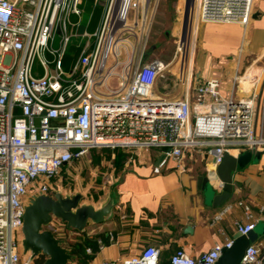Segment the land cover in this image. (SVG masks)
Listing matches in <instances>:
<instances>
[{
  "label": "built area",
  "instance_id": "built-area-1",
  "mask_svg": "<svg viewBox=\"0 0 264 264\" xmlns=\"http://www.w3.org/2000/svg\"><path fill=\"white\" fill-rule=\"evenodd\" d=\"M83 1L0 0V264H32L23 261L18 245L30 190L42 182V191L48 193L49 183L63 166L91 149H159L166 155L154 168L160 173L170 159L181 163L186 149L209 147L214 156L211 176L217 179V166L226 153L238 156L264 149V115L258 130L253 97L223 98L220 79L210 78L196 85L198 99L191 102V20L178 36L170 62L157 58L140 66L151 36L154 0H95L103 7L100 25L93 33H78ZM253 1L195 0L191 18L247 28ZM142 28L147 30L140 34ZM127 30L137 36L135 44L125 37ZM75 36H81L84 45L67 70L62 60ZM178 61L186 82L184 97L157 95L158 81ZM235 206L249 220L235 221L236 233L247 235L261 218L245 201L226 204L212 222L221 221ZM260 211L264 221V205ZM220 232L222 240L200 256L178 248L168 264H217L234 244L232 235ZM97 242L102 249L104 241ZM86 251L94 252L92 247ZM161 263V250L153 245L128 258L103 262ZM241 264H264V238L248 246Z\"/></svg>",
  "mask_w": 264,
  "mask_h": 264
},
{
  "label": "crops",
  "instance_id": "crops-1",
  "mask_svg": "<svg viewBox=\"0 0 264 264\" xmlns=\"http://www.w3.org/2000/svg\"><path fill=\"white\" fill-rule=\"evenodd\" d=\"M192 10H188L183 27L190 21ZM197 24L193 74L188 77L191 102L198 99L195 90L198 83L218 78L222 84L221 97L233 96L235 101L255 99L259 130L264 115V0L253 1L252 19L247 28L238 23L199 20ZM158 58L163 59V54ZM184 80L178 61L158 81L155 93L166 98H182L186 90ZM122 152L124 158L118 157L116 148L91 149L65 164L59 176L51 180L53 183L64 181V189L73 191L90 184L88 200L97 204L108 191L112 173L117 180L126 167L136 166L139 170V174L128 173L120 184L125 203L116 210L114 218L99 224L89 223L86 231L90 232L79 237L103 236L99 239L105 245L102 249L97 246L89 264L128 258L149 245L161 250L167 264L178 248L198 257L222 240L220 231L234 237L235 221H249L242 208L235 206L221 221L212 222L226 204L240 200L249 204L255 217L261 218L260 224H264L260 211L264 205V149L253 163L234 174V191L221 207L209 205L198 186V177L209 176L213 186L218 191L221 189L219 179L211 176L214 156L209 147L186 149L182 162L170 159L158 177L151 170L161 155L159 149L125 148ZM188 227L192 232H185Z\"/></svg>",
  "mask_w": 264,
  "mask_h": 264
},
{
  "label": "water",
  "instance_id": "water-1",
  "mask_svg": "<svg viewBox=\"0 0 264 264\" xmlns=\"http://www.w3.org/2000/svg\"><path fill=\"white\" fill-rule=\"evenodd\" d=\"M169 29H164L147 40L140 66L159 57L169 42ZM191 134L192 128L187 129V135ZM261 154L260 151H245L238 156L226 153L217 166V177L221 182L220 191L213 186L209 176L198 177V186L204 192L206 202L214 207L227 203L236 185L234 174L245 169ZM165 157L164 153L159 156L151 170L152 175H161V172L155 173L154 168ZM138 171L136 166L126 167L117 180L112 173L108 191L97 204L88 200L90 184L86 187L81 185L73 191L64 189V181L50 182L48 193L42 191V182L34 184L26 198L23 226L18 233V245L23 261L28 260L36 264L37 260L44 257L42 264H78L79 258L72 251L75 240L87 232L89 223L99 224L114 218L116 210L125 203L120 184L128 173L139 174ZM259 225L264 230V224L259 223L247 235L236 233L233 246L223 253L217 264H241L248 246L261 236L257 231ZM191 230L192 228L188 227L185 232H192ZM55 231H65V235L59 236Z\"/></svg>",
  "mask_w": 264,
  "mask_h": 264
},
{
  "label": "trees",
  "instance_id": "trees-1",
  "mask_svg": "<svg viewBox=\"0 0 264 264\" xmlns=\"http://www.w3.org/2000/svg\"><path fill=\"white\" fill-rule=\"evenodd\" d=\"M83 8V17L79 26H77L76 31L81 33L83 31L94 32L97 30L98 26L100 25L102 14H103V7L100 4H97L95 0H84L82 4ZM73 20H76V16L72 17ZM84 45V40L81 36H75L71 39L70 43L68 44L65 55L62 60L65 69H70L74 62L77 60L78 56L82 52V48ZM54 46H58V38L57 41L54 43ZM123 148H116V152L119 158H124V154L122 152ZM103 238L101 235L95 236H87L84 235L81 238H78L77 241L74 242L72 246V251L75 255L79 258L78 264H89L94 255L88 254L86 249L87 247H92L93 251L96 250L98 246V239ZM44 261V257H41L36 264H42ZM167 264L162 256V263Z\"/></svg>",
  "mask_w": 264,
  "mask_h": 264
},
{
  "label": "rangeland",
  "instance_id": "rangeland-1",
  "mask_svg": "<svg viewBox=\"0 0 264 264\" xmlns=\"http://www.w3.org/2000/svg\"><path fill=\"white\" fill-rule=\"evenodd\" d=\"M195 0H154L153 3L156 5V21L155 25H151V36L155 35L158 32L163 31L164 29L170 28L171 34L169 37V42L167 46L163 49L162 53L165 61H170L174 58L175 52H176V41L178 39V36L180 35L183 26H184V18H186L188 10L190 11L192 9V6L194 5ZM192 12V11H191ZM133 13L130 15V19L132 20ZM154 16V19H155ZM191 24L189 23V28L191 29V42L195 43V39L197 36V22L198 19L196 16L193 18H190ZM161 26V27H160ZM137 30V29H136ZM141 30L139 33L143 34L144 31H146V28L139 29ZM138 30V31H139ZM130 34V32L127 30L125 31V37L126 35ZM131 38V42L136 40L135 38L137 36L128 35ZM128 46V45H127ZM160 54V55H161ZM159 55V57H160ZM257 231L261 236H264V230L262 229V226H258ZM90 231H87L89 233Z\"/></svg>",
  "mask_w": 264,
  "mask_h": 264
},
{
  "label": "flooded vegetation",
  "instance_id": "flooded-vegetation-1",
  "mask_svg": "<svg viewBox=\"0 0 264 264\" xmlns=\"http://www.w3.org/2000/svg\"><path fill=\"white\" fill-rule=\"evenodd\" d=\"M38 261V260H37Z\"/></svg>",
  "mask_w": 264,
  "mask_h": 264
}]
</instances>
